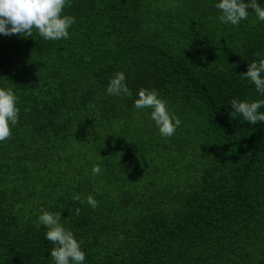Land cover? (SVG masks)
Instances as JSON below:
<instances>
[{
  "label": "trees",
  "instance_id": "16d2710c",
  "mask_svg": "<svg viewBox=\"0 0 264 264\" xmlns=\"http://www.w3.org/2000/svg\"><path fill=\"white\" fill-rule=\"evenodd\" d=\"M218 2L70 0L68 39L0 34L19 109L0 142V264H55L41 209L84 264H264V122L230 103L264 100L241 75L264 59V21L221 23ZM116 72L131 97L107 93ZM141 88L181 119L173 136L135 108Z\"/></svg>",
  "mask_w": 264,
  "mask_h": 264
},
{
  "label": "clouds",
  "instance_id": "9594fccd",
  "mask_svg": "<svg viewBox=\"0 0 264 264\" xmlns=\"http://www.w3.org/2000/svg\"><path fill=\"white\" fill-rule=\"evenodd\" d=\"M65 6H71L70 0H0V34L31 37L35 29L45 40L68 39V30L76 21L75 17L62 15ZM215 7L222 13L219 20L224 24L238 26L242 20L248 19L249 8L254 10L260 21H264V7L258 4L257 0H250V3H245L244 0H219ZM259 55L260 53H257V56ZM262 74H264V59L250 63L248 71L241 75L254 84L261 95H264ZM106 91L112 96H132L123 72L114 74ZM138 96L139 98L134 102L135 108L152 109L151 119L158 127L161 136L165 138L173 136L182 121L169 111L167 101L159 98L158 92L154 89L141 88ZM230 103L235 109L231 114L232 117L242 115L244 120L251 124L264 122V113L259 112V109L264 107V100L249 102L233 99ZM16 104L17 96L14 91L11 88L7 90L0 88V142L11 138V126L18 123L19 109ZM92 174H101L99 165L93 166ZM73 199L84 202L80 200L79 195H75ZM87 203L93 209L99 206V202L92 195L87 197ZM75 211L76 215H79L81 210L77 208ZM41 212L37 227L42 224L47 228L45 238L54 245L50 256L55 264H84L85 253L81 250V245L75 239L73 232L60 223L61 213L44 209H41Z\"/></svg>",
  "mask_w": 264,
  "mask_h": 264
}]
</instances>
